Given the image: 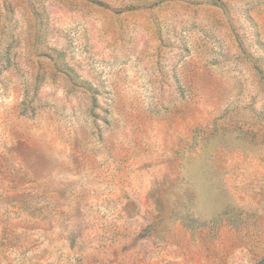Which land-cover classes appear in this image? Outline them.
Segmentation results:
<instances>
[{"label":"rangeland","instance_id":"374dc122","mask_svg":"<svg viewBox=\"0 0 264 264\" xmlns=\"http://www.w3.org/2000/svg\"><path fill=\"white\" fill-rule=\"evenodd\" d=\"M0 264H264V0H0Z\"/></svg>","mask_w":264,"mask_h":264},{"label":"crops","instance_id":"0c3cea01","mask_svg":"<svg viewBox=\"0 0 264 264\" xmlns=\"http://www.w3.org/2000/svg\"><path fill=\"white\" fill-rule=\"evenodd\" d=\"M135 225H133L132 229L135 228ZM133 238H134V236H130V237H127L126 239H124L123 241H121L120 243H118V245L114 247V249H115L114 253L116 254L117 252H119L124 246H127L129 248V250H132V246H134V244H135V243H133V241H134ZM133 254H134V251L130 254V259H132V260L137 259L138 258L137 256H132ZM119 259H116V260H119Z\"/></svg>","mask_w":264,"mask_h":264}]
</instances>
